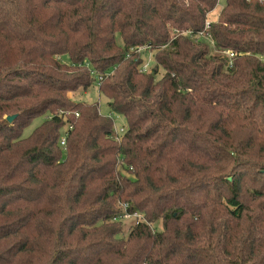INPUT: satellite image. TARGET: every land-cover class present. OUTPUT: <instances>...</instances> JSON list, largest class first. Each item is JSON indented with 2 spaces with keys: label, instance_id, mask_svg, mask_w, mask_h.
I'll use <instances>...</instances> for the list:
<instances>
[{
  "label": "trees",
  "instance_id": "16d2710c",
  "mask_svg": "<svg viewBox=\"0 0 264 264\" xmlns=\"http://www.w3.org/2000/svg\"><path fill=\"white\" fill-rule=\"evenodd\" d=\"M217 4L0 0V264H264V0Z\"/></svg>",
  "mask_w": 264,
  "mask_h": 264
},
{
  "label": "rangeland",
  "instance_id": "374dc122",
  "mask_svg": "<svg viewBox=\"0 0 264 264\" xmlns=\"http://www.w3.org/2000/svg\"><path fill=\"white\" fill-rule=\"evenodd\" d=\"M226 3V0H218L217 6L208 13L207 20L208 21H217L219 18V13L221 8ZM144 53V52H143ZM145 61L148 63L150 68L154 66V59L152 54L146 52L144 53ZM162 73L160 69L159 73L157 74V78ZM72 97L75 101L78 102H90V103H98L99 112L104 114L105 116H109L113 120V127L119 129L121 127L125 128V120L121 115L113 114L110 112L108 108V100L105 96L101 95L98 92L97 82L95 81L93 85L88 88L87 90H78L72 94ZM45 120V116H37L35 117L27 126H25L22 130V135L27 136L29 135L35 128V126L39 125L41 122Z\"/></svg>",
  "mask_w": 264,
  "mask_h": 264
},
{
  "label": "built area",
  "instance_id": "2783aa9c",
  "mask_svg": "<svg viewBox=\"0 0 264 264\" xmlns=\"http://www.w3.org/2000/svg\"><path fill=\"white\" fill-rule=\"evenodd\" d=\"M208 26H209V21L207 20L206 23H205V27H204V28H206V27H208ZM198 35L203 36V35H204V32H200ZM143 48H144V47H143ZM140 49H141V48H140ZM141 50H142V49H141ZM229 56L232 57V56H233V53L229 52ZM149 70H150V66H149L148 63L145 61L140 71L144 72V71H149ZM61 113H62V112H61ZM70 127H71V125H68V126H67V130H66V132H65V133L62 135V137L60 138V144H61L62 146L65 145V144H64V142H65V136H66L67 131H68V129H69ZM123 131H124V128H123V127L119 128V129H116V134L122 133ZM123 217H124V218H130V219L133 218V219H134L133 221H135L136 224L139 223V221L142 219V218L140 217V215H139L138 213H136V212H133L131 215H129V214L123 215Z\"/></svg>",
  "mask_w": 264,
  "mask_h": 264
},
{
  "label": "water",
  "instance_id": "95a60500",
  "mask_svg": "<svg viewBox=\"0 0 264 264\" xmlns=\"http://www.w3.org/2000/svg\"><path fill=\"white\" fill-rule=\"evenodd\" d=\"M151 74H153V73H151ZM15 117H16V114L7 115L6 119L8 122H12L15 119Z\"/></svg>",
  "mask_w": 264,
  "mask_h": 264
}]
</instances>
